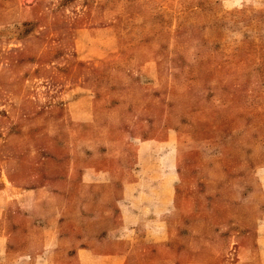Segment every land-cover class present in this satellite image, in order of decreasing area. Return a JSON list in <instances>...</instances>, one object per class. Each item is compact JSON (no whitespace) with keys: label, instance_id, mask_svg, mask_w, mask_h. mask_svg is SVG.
<instances>
[{"label":"rangeland","instance_id":"374dc122","mask_svg":"<svg viewBox=\"0 0 264 264\" xmlns=\"http://www.w3.org/2000/svg\"><path fill=\"white\" fill-rule=\"evenodd\" d=\"M0 264H264V0H0Z\"/></svg>","mask_w":264,"mask_h":264}]
</instances>
